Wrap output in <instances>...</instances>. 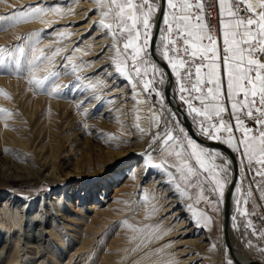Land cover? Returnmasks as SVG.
Returning <instances> with one entry per match:
<instances>
[{"label": "bare ground", "instance_id": "bare-ground-1", "mask_svg": "<svg viewBox=\"0 0 264 264\" xmlns=\"http://www.w3.org/2000/svg\"><path fill=\"white\" fill-rule=\"evenodd\" d=\"M52 1L0 0L1 9L9 5L60 8L59 13L49 10L40 19L0 30V49L7 50L6 68L0 70L10 72L6 79L0 78V188L5 187L0 189V264H210L206 257L214 261L218 248L227 252L222 234L223 204L219 205L220 237L204 243L208 237L204 228L216 222L213 216L201 208L198 211L210 216L212 223L197 224L157 169L146 170L137 164L138 154L149 150V135L158 129H149L147 106H135L131 86L115 71L110 37L94 26L91 18L86 24L78 22L87 16L90 5L80 0ZM57 24L61 27L48 30ZM89 24L95 29L88 36ZM17 41L19 45H12ZM18 48H24L25 54L16 72ZM33 48L37 55L42 51L52 59L34 73L37 78L51 70L60 72L56 80L60 85L98 87L63 89L59 97L37 90L28 82ZM57 49L61 51L53 56ZM8 52L12 59H7ZM72 64L78 66L76 72ZM76 76L82 79L76 81ZM137 115L145 128V139L139 145L130 141L140 133L134 127ZM102 131L115 141L97 142ZM155 147L154 162L159 163V144ZM111 165L118 168L108 172ZM236 165L237 182V160ZM33 180L51 184V189L25 195L8 188L15 181L27 184ZM235 193L233 186L227 230L231 250L241 264H264V251H260L264 238L258 241L252 229L242 240L257 247L262 261L233 242L230 226ZM131 209L137 211L133 217L128 216ZM108 234L111 245L105 246ZM185 234L190 237L183 239ZM177 245L180 248L176 249ZM110 247L114 250H108Z\"/></svg>", "mask_w": 264, "mask_h": 264}, {"label": "snow or ice", "instance_id": "snow-or-ice-1", "mask_svg": "<svg viewBox=\"0 0 264 264\" xmlns=\"http://www.w3.org/2000/svg\"><path fill=\"white\" fill-rule=\"evenodd\" d=\"M93 2L100 9L99 27L101 31L106 30L113 42L115 71L131 86L135 106H147L149 129H158L149 135V150L138 154L137 164H142L146 170L166 172L168 183L179 199L193 201L187 203L186 208L197 224L208 226L212 221L210 216L197 211L194 204L203 201L213 206V211H218L219 205L224 203L226 190H230L229 185L234 186L236 193H242L247 174L254 173L249 184H255L259 199L264 202V0H218L222 51L217 43L216 30L206 21L204 0H166V7L164 0ZM49 10L60 12L58 6L14 9L0 16V30L40 19ZM154 29L159 32L158 41H154ZM178 41L182 42V48L176 47ZM121 42L123 50L118 46ZM6 51L0 49V67L6 66ZM32 51V58L28 60L31 74L28 82L37 90L59 97L63 89L98 87L79 83L60 85L56 83L60 72L51 70L37 78L34 73L52 59L42 51L37 55L35 48ZM60 51L57 49L52 55ZM17 52L14 63L16 72H19L20 58L25 50L18 48ZM154 56L160 57L163 66L154 60ZM7 59H12L11 52L7 53ZM64 59L70 61L72 58ZM71 67L76 72L78 66L72 64ZM81 79L76 76V81ZM165 86L170 90L176 108L166 102ZM80 107L77 104V108ZM181 116L191 120L197 134L226 146L239 157V171L246 174L240 177L239 183L232 178L234 161L219 149H210L196 142L181 122ZM135 119L134 127L144 135L145 128L139 123L141 117L137 115ZM246 120L253 122L254 127ZM157 144L160 163L154 162L153 157ZM170 168H175L179 180L168 171ZM206 192L218 196V199L213 201L205 195ZM252 196L250 189L243 194V203L247 205ZM235 203L236 213L246 220L245 227L252 229L253 236L264 238V230L257 232L252 220L248 219L255 213L249 214L246 209H241L240 196L235 198ZM236 218L234 215L233 221ZM261 219H264V213H261ZM233 227L238 226L234 223ZM226 264H235L230 255L226 257Z\"/></svg>", "mask_w": 264, "mask_h": 264}, {"label": "rangeland", "instance_id": "rangeland-1", "mask_svg": "<svg viewBox=\"0 0 264 264\" xmlns=\"http://www.w3.org/2000/svg\"><path fill=\"white\" fill-rule=\"evenodd\" d=\"M81 2H83V1H85L88 5H90V7L91 8H85V9H87V16H84V17H82L78 22H80V24H86L87 22H89V19L91 18V20H92V22L94 23L93 25L95 26H99V20H100V9L97 7V5L93 2V0H80ZM53 3H56L57 1L56 0H53L52 1ZM10 6V5H9ZM7 7V8H5V9H1L0 8V16H4V15H6V14H8V13H11L14 9H18V6H10V7ZM25 8V7H24ZM84 9V10H85ZM83 11V10H82ZM217 13H218V11H217ZM218 16H219V13H218ZM228 17L227 16H225V19H227ZM98 24V25H97ZM92 24H89V29L88 30H86V35H88L89 36V33H92V31L95 29L94 28V26H93ZM59 27H61L59 24H57L55 27L54 26H52L51 28H49L48 30L49 31H51V30H53L54 28H59ZM101 32H106V30L105 31H101ZM27 36V33H25V34H23L22 36H20L21 38L23 37V38H25ZM110 37V36H109ZM221 37V36H220ZM20 39V38H19ZM19 39H17V40H19ZM110 41H112V39H111V37H110ZM15 44H20V41H17L16 43H12V45H15ZM111 44V43H110ZM110 44L107 46V47H110ZM222 44H223V42H222ZM107 47H105L104 48V50L105 49H108ZM119 47L121 48V50H123V47H122V42L119 44ZM110 53H108V55H109ZM112 59V58H111ZM61 61V60H60ZM59 61V62H60ZM130 63V62H129ZM4 68H6V66L5 67H3V69ZM9 70H7L6 72H4V70H0V78H2L3 80L4 79H6L8 76H9ZM146 94V93H145ZM147 95V94H146ZM153 98H154V94H153ZM130 101V100H129ZM131 125H133V124H131ZM156 132V131H155ZM199 135V134H198ZM200 136V135H199ZM201 138H203L202 136H200ZM145 139V137H144V135H141L140 133L139 134H137V136H131L130 137V141L132 142V143H135V144H140V143H143V140ZM203 139H205V138H203ZM115 141V139L108 133V132H106V131H102L100 134H99V138H98V141L97 142H104V143H108V144H110V143H112V142H114ZM148 142H149V138H148ZM95 143H96V141H95ZM224 155V154H223ZM234 155H235V157H236V160H237V164H238V177H239V165H240V159H239V157L234 153ZM169 159H173V158H169ZM161 162V160H159V163ZM218 163L220 162L219 160L217 161ZM167 163H165V167L167 168V165H166ZM116 168H118L116 165H111V166H109L108 167V172H112L113 170H115ZM102 170V169H101ZM158 171V173L160 174V175H162V179H164V180H166V181H168V176H167V173L166 172H163V171H161V170H157ZM168 171H170V172H172L173 173V175L174 176H176V179L177 180H179V175L176 173V171H175V168H170V169H168ZM206 175V174H205ZM82 176V175H81ZM93 176V175H92ZM71 177L72 178H75V177H73L72 175H71ZM77 177V176H76ZM238 177H237V183H239L238 182ZM65 178V177H64ZM64 178H62L61 179V181L62 182H64ZM79 178H80V176H79ZM87 179L88 177H83V179ZM72 183H75V181H73V182H71V183H69L70 185L72 184ZM168 185H170V186H172L171 184H169V183H167ZM16 185V186H15ZM205 187H207V186H205ZM5 187H3V186H1V188L0 189H4ZM8 188H10V190H12V191H18V192H20V193H22V194H25V195H32V194H35L36 192L37 193H42L43 191L44 192H46V191H48V190H50L51 189V184H47V183H43L42 181H38V180H33V181H31L30 183H27V184H22V183H20L19 181H15L14 182V185H10V186H8ZM173 188V187H172ZM194 191V190H193ZM205 195H207V196H209V198L210 199H212L213 201H216L217 199H218V196H213V195H211L210 193H205ZM235 196L237 197V196H240L241 197V193L240 194H238V193H235ZM235 197V198H236ZM184 203H185V205H187V203H189V202H193V201H188L187 199H184V200H182ZM240 207H241V209H244V207H242V198H241V203H240V205H239ZM194 207L196 208V210L198 211V210H200L201 208H205L206 209V211L207 212H209L212 216H213V218L216 220V222L215 223H213V225L209 228V229H206V228H204L205 229V233L206 234H208V237H207V239L205 240V242L204 243H208L209 242V240H212V242L214 241H217L218 240V238L220 237V230H219V222H218V219H219V217H220V211L218 210V211H213L212 210V207L213 206H209L208 204H206V203H204L203 201H201L199 204H194ZM236 207H237V205H236V203H235V201H234V208H233V212H232V214H231V217H233V215H235V216H238V214L236 213ZM127 212H130V213H128L129 215L128 216H135V213L137 212L136 210H135V212L133 211V209H131V210H129V211H127ZM160 218H163V216H161ZM240 218H242V219H245L244 217H242V216H240L239 215V217H238V219L240 220ZM233 219H232V221H231V229H230V232H231V230H232V232H233V238H234V241L233 242H235L236 241V243L238 244V245H240V246H242L243 247V249L246 251V252H248L249 253V255L250 256H252V257H254V259H256V260H260V261H262L261 259H260V257L258 256V253H257V247L256 246H254V245H252V244H250V245H248V244H244L243 243V240H242V237H244L245 235L243 234V230H241V229H239V228H234L233 227ZM243 224L242 225H244L245 223H246V221H243L242 222ZM190 226H192L191 224L188 226V227H190ZM116 229V228H115ZM117 231V230H116ZM114 232H115V230H114ZM231 232V233H232ZM181 235H179V237H180ZM177 237V235L175 236V237H173L172 236V238L173 239H175ZM190 237V235L189 234H185L184 235V237H183V239H188ZM107 240H104L103 241V245H111V243H109V241L112 239V238H110V236H109V234L107 235ZM215 244L213 243V246H214ZM175 248L176 249H178V248H180V245H177V246H175ZM201 249L202 250H204V248L203 247H201ZM108 250H110V251H112V250H114V248L113 247H110V248H108ZM223 251V252H222ZM125 252V251H124ZM203 254V253H202ZM204 255V254H203ZM205 256V255H204ZM228 256V254H227V252H226V249L224 248V249H220V248H218L217 249V251H216V257L214 258L213 256H211L212 258H214V261L212 260V259H208V257H206V262H209L210 264H213V263H211V262H221V264H226V257ZM208 264V263H207Z\"/></svg>", "mask_w": 264, "mask_h": 264}, {"label": "built area", "instance_id": "built-area-1", "mask_svg": "<svg viewBox=\"0 0 264 264\" xmlns=\"http://www.w3.org/2000/svg\"><path fill=\"white\" fill-rule=\"evenodd\" d=\"M204 2L206 3V10H205V17H206V21L216 30V35H217V43L218 46L220 47L221 51L223 48V44L220 38V33H219V16L217 13V0H204ZM240 12L241 14H243L244 9L241 6L240 8ZM176 47L178 48H182L183 44L181 41H178L176 44ZM229 118V117H226ZM246 123L249 126H253L254 124L251 121H247ZM234 124V121H233ZM237 136H240V133H236ZM255 166V165H254ZM239 177H238V182H240V177L241 176H245V173H241L239 171ZM254 175V173L252 174H247L246 175V179L244 180L243 183V187H242V193H241V198H242V203H243V194H245L244 192L249 191L250 189L253 191V196L252 198H248L249 202L247 205H245L243 203V207L244 209H246L248 211L249 214L255 213V215H249L248 219H251L253 224L255 225V228L257 230V232L264 230V219H261V213H264V207L262 206V201H260L259 199V191L256 190L255 184L252 183L251 185L249 184V181L252 180V176ZM257 180H259V177H256ZM241 230H243L244 232H250L251 230H249V228H246L245 225L240 227ZM254 238H256L254 236ZM262 239L258 238V241H260Z\"/></svg>", "mask_w": 264, "mask_h": 264}, {"label": "water", "instance_id": "water-1", "mask_svg": "<svg viewBox=\"0 0 264 264\" xmlns=\"http://www.w3.org/2000/svg\"><path fill=\"white\" fill-rule=\"evenodd\" d=\"M164 6H165V0H164ZM153 31H154V41H157L158 30L154 29ZM154 60H156L159 65L163 66L164 62L161 61L160 59H158L157 56H154ZM167 71L169 72V70H167ZM165 100L167 103H169L171 105L172 108L177 107V105H175L171 99V92H170V90H168L167 86H165ZM181 122L184 123L185 126L190 130V135L196 140V142H198L199 144L206 146L208 148L219 149L225 156H227L228 159L234 161L231 165V168H232V178H233V180H235L236 179L237 165H236L235 157L230 152V150L227 149L226 146L220 145L217 142L204 140V139L198 137L195 134L190 122L188 120H185L183 116H181ZM232 188H233V186L229 185L230 190H226V192H225V200H224L223 208H222V234H223L224 243H225V247L227 248L228 255H230L231 258L235 261V264H241L234 257L233 251L231 250V247H230L229 242H228V234H227L228 222H229V217H230V196H231ZM248 264H259V263L250 261Z\"/></svg>", "mask_w": 264, "mask_h": 264}, {"label": "crops", "instance_id": "crops-1", "mask_svg": "<svg viewBox=\"0 0 264 264\" xmlns=\"http://www.w3.org/2000/svg\"><path fill=\"white\" fill-rule=\"evenodd\" d=\"M217 11H218V13H219V5H218V0H217ZM221 36V35H220ZM221 38V41L223 42V39H222V36L220 37ZM191 121V120H190ZM195 128V127H194ZM196 130V129H195ZM242 207H243V203H242ZM234 216V215H233ZM237 218H236V220L235 221H233V223H235L238 227L237 228H239L240 229V227L241 226H243L242 224V222L243 221H246L245 219H242V218H240V220L238 219V217H239V214H238V216H236ZM231 221H232V217H231ZM232 223V224H233ZM232 231V230H231ZM243 232V234H247L246 232H244V231H242ZM232 235H233V232H232ZM233 241H234V238H233ZM240 246V245H239ZM240 247H242V246H240ZM261 259V258H260Z\"/></svg>", "mask_w": 264, "mask_h": 264}]
</instances>
